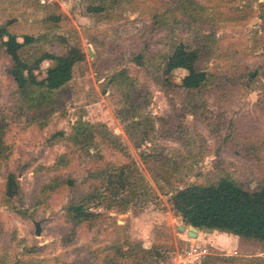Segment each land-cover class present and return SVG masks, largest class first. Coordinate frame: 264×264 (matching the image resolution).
Instances as JSON below:
<instances>
[{
  "label": "rangeland",
  "instance_id": "obj_1",
  "mask_svg": "<svg viewBox=\"0 0 264 264\" xmlns=\"http://www.w3.org/2000/svg\"><path fill=\"white\" fill-rule=\"evenodd\" d=\"M179 3L0 0V26L17 36L16 43L24 35L35 37L26 46L30 52L59 54L79 44L86 53L73 78L51 95L53 109L48 106L41 114L17 92L8 72L11 60L0 48L5 144L0 156V264H139L137 258L120 255L136 242L160 249L163 257L151 258V264H177V257L196 244L208 247L209 254L235 258L228 264L264 259V242L257 239L214 231H204L200 239L189 237L169 204L170 181L183 187L229 174L250 188L264 182V75L256 80L245 76L248 68L264 72V0H193L189 12L177 10ZM101 4L104 10L92 9ZM177 40L202 44L199 66L220 82L193 97L181 89L168 92L159 82L161 55ZM50 64L45 60L40 65V78ZM122 70L128 71L131 84L113 81ZM186 74L177 69L173 79L180 83ZM127 100L134 101V109ZM81 120L107 128L95 137L89 153L54 136L60 131L69 135ZM143 153H152V164L165 167L168 181L156 176ZM93 155L116 165L130 162L138 196L127 211L93 206L98 216L75 222L67 216V205L87 190L84 179ZM9 172L21 185L20 194L10 200L5 195ZM69 178L76 185L47 187Z\"/></svg>",
  "mask_w": 264,
  "mask_h": 264
},
{
  "label": "trees",
  "instance_id": "obj_2",
  "mask_svg": "<svg viewBox=\"0 0 264 264\" xmlns=\"http://www.w3.org/2000/svg\"><path fill=\"white\" fill-rule=\"evenodd\" d=\"M192 5L193 0H181L177 10L189 12ZM105 8V5L101 4L92 9L102 11ZM16 38L17 36L8 27L0 26V48L11 60L8 72L16 84L17 92L23 100L39 112L48 106L52 110L55 101L51 95L62 89L73 78L76 65L85 59L86 53L79 44L68 45L66 51L59 54L30 52L26 46H30L35 41V37L24 35L21 43H16ZM203 54L202 44L195 46L187 40L173 42L166 53L161 55L162 62L159 70L161 85L168 92L181 89L186 95L193 97L201 89L220 82L215 73L199 66ZM141 57L139 55L138 59ZM45 60H50L51 64L47 67L45 76L40 78L37 71ZM180 68L185 69L187 74L182 77L180 83H176L173 79L174 72ZM248 70L245 76L255 80L264 75L259 68H248ZM112 79L123 84H131L127 70L114 73ZM127 98H130L129 94ZM133 102L128 101L129 109L135 106ZM189 102L190 104L192 102L193 106L194 99ZM40 113L45 114V112ZM2 128L0 124V156L5 151ZM105 132L107 128L102 124H91L81 120L75 124L69 135L60 131L54 136H63L79 149L89 153L95 137ZM151 154L143 153L145 162L153 167L151 170L159 179L167 180L170 173L165 167H158L160 165L156 162L157 158L155 161L157 165L152 164L155 159ZM133 171L130 162L116 165L103 161L100 157L97 159L93 155L92 166L86 170L87 176L84 179V182L88 184L87 190L69 202L67 205L68 218L81 222L96 217L100 213L93 211V206L104 204H107L109 208L118 207L120 211H127L132 199L138 196V187L132 181L135 175ZM63 183L71 187L76 185L75 179L69 178L56 180L54 185H47V187L56 188ZM169 184L172 189L169 197L171 210L182 218L185 226H194L200 231L218 230L264 242V182L256 188H250L242 181L227 174L206 184L193 183L183 187H177L172 181ZM20 192L21 185L18 176L14 172H9L6 182V198L13 199ZM120 255L121 258H137L139 264H151V258L163 257L157 246L147 248L142 242L133 243L127 251H121ZM234 260L233 257L212 253L206 255L200 264H228ZM263 260L261 257L243 259L245 261L243 264H260ZM112 261L113 264H118L117 261Z\"/></svg>",
  "mask_w": 264,
  "mask_h": 264
},
{
  "label": "built area",
  "instance_id": "obj_3",
  "mask_svg": "<svg viewBox=\"0 0 264 264\" xmlns=\"http://www.w3.org/2000/svg\"><path fill=\"white\" fill-rule=\"evenodd\" d=\"M209 254L208 247L202 244L193 245L184 256L179 255L177 264H191L194 262H201L202 259ZM175 262V261H174Z\"/></svg>",
  "mask_w": 264,
  "mask_h": 264
},
{
  "label": "water",
  "instance_id": "obj_4",
  "mask_svg": "<svg viewBox=\"0 0 264 264\" xmlns=\"http://www.w3.org/2000/svg\"><path fill=\"white\" fill-rule=\"evenodd\" d=\"M179 229L181 231H187V234L189 237L191 238H197L198 237V228L194 227V226H190V227H186L185 225H180ZM41 225L40 222H36V233L37 235L41 234Z\"/></svg>",
  "mask_w": 264,
  "mask_h": 264
},
{
  "label": "crops",
  "instance_id": "obj_5",
  "mask_svg": "<svg viewBox=\"0 0 264 264\" xmlns=\"http://www.w3.org/2000/svg\"><path fill=\"white\" fill-rule=\"evenodd\" d=\"M214 232H219V233H222L224 236L226 235V236H229V235H227V232H221V231H218V230H213ZM205 232L204 231H198V238L200 239L202 236H203V234H204ZM229 234H231V233H229Z\"/></svg>",
  "mask_w": 264,
  "mask_h": 264
}]
</instances>
